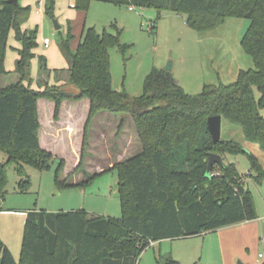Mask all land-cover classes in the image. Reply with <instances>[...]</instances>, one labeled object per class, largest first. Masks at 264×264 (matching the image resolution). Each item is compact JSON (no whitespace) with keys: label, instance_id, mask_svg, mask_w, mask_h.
I'll return each instance as SVG.
<instances>
[{"label":"trees","instance_id":"16d2710c","mask_svg":"<svg viewBox=\"0 0 264 264\" xmlns=\"http://www.w3.org/2000/svg\"><path fill=\"white\" fill-rule=\"evenodd\" d=\"M91 1L153 8L157 19L166 10L185 14L188 25L198 31L212 30L227 17L248 18L250 25L241 44L253 58L255 68L240 70L229 84H206L202 92L192 95L178 83L172 71L154 68L144 81V92L132 97L112 86L110 50L128 49L120 38V30L107 28L98 32L85 27L75 50L72 25L64 47L72 56L64 84L34 89L21 81L0 86V149L14 162L21 177L27 174L23 164L39 169L49 168L55 160L52 152L40 144V98L55 104V117L64 100L89 99L90 110L84 129L81 159L74 171L62 178L65 160L58 162L56 182L69 181L76 172L84 171L88 183L92 177L82 166L89 143V127L103 111L133 117L141 150L115 163L119 172L118 193L121 218L75 211L29 210L27 212L20 259L0 244V264H138L140 255L151 242L187 238L233 226L258 217L254 193L246 186L245 177L227 156L244 151V145L223 137L213 142L207 128L208 119L222 115L243 129L245 139L264 148V0H74L73 6L87 11ZM53 16L55 1L45 6ZM28 6L0 0V74L4 70L5 51L10 30H15L19 50L17 72L23 77L38 46L37 31L24 30L20 16ZM153 28V27H152ZM42 69L46 59L41 56ZM75 88L71 92L66 87ZM255 88L260 98L255 96ZM124 125L122 120L120 127ZM221 155L224 164H216L218 172L207 177L209 153ZM257 183L264 181V167L253 153H247ZM7 163H0V187L7 179ZM214 167V170L216 168ZM213 170V172H214ZM212 172V173H213ZM28 180L20 186L26 189ZM159 264H180L175 258H158ZM264 264V263H263Z\"/></svg>","mask_w":264,"mask_h":264},{"label":"rangeland","instance_id":"374dc122","mask_svg":"<svg viewBox=\"0 0 264 264\" xmlns=\"http://www.w3.org/2000/svg\"><path fill=\"white\" fill-rule=\"evenodd\" d=\"M51 1H19L20 5L29 7V12L24 13V15L27 13V17L21 14L23 16L19 18V20L22 18L20 24L24 30L37 31L39 44L33 51L35 57L23 77L16 70L20 60L19 50L22 49L23 43L16 40L15 30L13 28L10 30L4 56L6 74H0L1 87L17 83L22 78L25 84L37 90L43 85L49 86L60 80L67 81L66 73L72 65V56L64 47V40L69 35L70 25L75 37L71 41L72 50H75L78 37L85 25L95 27L98 32L105 28L115 31L113 28L115 25L121 31L120 38L129 47L125 53H122L119 47L110 50L112 86L117 91H126L132 97L144 92L145 78L154 68L166 70L168 64L178 83L192 95L202 92L206 84H229L237 79L240 70L255 68L253 58L241 44L244 33L250 25L248 18L227 17L223 24L212 30L198 31L188 25L185 14L179 15L174 11L166 10L157 19V11L153 8L132 7L131 9L126 5L103 1H91L89 9L83 12L73 6L74 0H54L55 12L53 16H49L46 14L45 6ZM38 9L42 11L40 14L37 13ZM54 20L61 25L60 29L56 28ZM44 38H49L51 43L45 45ZM41 56L46 59L44 69H42ZM57 68L62 70L57 71ZM74 89L72 84L66 87L68 92ZM255 96L260 98L257 88H255ZM48 101L54 103L44 97L39 100L43 143L45 138L43 132L52 128V121L59 127L62 124L72 126L71 137L61 131L60 133H63L59 139L55 141L53 138L52 149L59 153V156L50 162L49 168L39 169L30 163L23 164L27 174L24 179L20 176L16 164L8 163V154L0 149V163H7L6 185L0 187V244L11 251L16 261L20 259L26 214L29 210L44 209L57 213L84 209L94 215L121 218L123 212L118 193L119 172L109 164L117 163L124 141L128 143L124 152H139L138 142L141 147L133 117L128 114L117 115L109 111L100 112L97 117L95 116L96 119L94 117V123L92 121L90 124L89 143L82 160V166L89 174H99L82 185L76 184L87 180L84 171L74 174L69 181L71 184L75 183L72 186L57 183L56 171L60 159L65 158L62 178L68 177L80 161L77 160V155L82 154L87 111L83 106L76 108L77 110L74 108L78 114L70 117L67 113L70 109L68 107L63 109L64 100L55 117L54 110L46 104ZM72 105L76 107L78 104L72 103ZM261 113L264 115V107ZM122 120L125 126L120 127ZM121 129L125 130V134ZM221 130L224 139L236 140L245 145L244 151L248 149L247 152L227 156L225 162L233 161L237 164L238 171L248 179L252 192L260 202L264 196V181L262 184L256 183L249 177V174L253 176L255 172L247 153L256 155L264 167V148L246 140L243 129L226 118L222 121ZM217 172L216 166L212 176ZM22 180H28L30 183L26 189L20 186ZM209 235L211 236H207L206 240L203 233L187 238L155 242V245L142 252L138 264H159L160 256L162 259L175 258L180 264L219 262V257L208 251L209 239L213 234Z\"/></svg>","mask_w":264,"mask_h":264},{"label":"crops","instance_id":"0c3cea01","mask_svg":"<svg viewBox=\"0 0 264 264\" xmlns=\"http://www.w3.org/2000/svg\"><path fill=\"white\" fill-rule=\"evenodd\" d=\"M130 8L132 9V7H130ZM25 12L28 13L29 10L22 12L23 15ZM41 12L42 11L40 9L37 10L38 14H40ZM27 13L24 15V17H27ZM21 20H22V18L20 19V22H21ZM78 38H80V36ZM79 40L80 39L77 40V45H78ZM63 69L65 70V68H63ZM56 70L60 71V70H62V68H60V69L57 68ZM66 74L68 76V79H67V81H68L70 74H69V72H67ZM58 76H59V74H58ZM67 81L60 80V81H58V83H55V84H64ZM55 84H52V85H55ZM42 87H44V85ZM42 87H41V89H42ZM63 103H64L63 109L66 107H68L70 109L67 112L70 117L77 115L78 112H76L74 110V108L75 109L78 107L80 108L81 106H83L86 109L87 117H88V113L90 110V102H89L88 98L82 99V100H72V99L71 100H65ZM72 103H77L79 106L77 105L76 107H74L72 105ZM38 104H39V101H38ZM46 104H47V106H50L52 108V110H54V112H55L56 105L54 103H51L48 101V102H46ZM53 117H54V113H53L52 118ZM96 117H95V119H96ZM39 120H40V104H39ZM94 121H93V123H94ZM41 123H42V121H41ZM59 123H61V122L59 121ZM52 124H53V126L50 130H46V132L45 131L43 132V135H45L44 143L42 140L43 137L41 135L42 126H41V129L39 131V136H40L41 146L45 150L54 153V157L56 160L59 156V153H56L52 149V144L54 145L53 138H55V141H56L57 139L60 138V136L63 132L67 133L71 137L72 132H70L71 131L70 129H72V126H67L66 124H65L66 125L65 126L64 124H62V126L59 127L53 121H52ZM61 131H63V132L60 133ZM121 132L122 133L124 132V134H125V130L123 131L121 129ZM121 137H122V135H121ZM127 146H128L127 141H124L123 148L121 149L120 156H119L117 163L121 162L122 160L127 159L128 156H130L131 154L136 153V152H133V153L124 152V151H126L125 149L127 148ZM137 148H138L137 151H140L142 149L139 145V142H138ZM80 158H81V155L78 154L77 160H80ZM63 159H65V158H63ZM109 165L111 167L114 166L113 163H110ZM249 177H251L253 179V181H255L251 175ZM245 183H246V186L249 187L251 190V187L248 184V179L246 177H245ZM263 186H264V184H263ZM254 197H255L256 208L258 210V217L257 218L252 219L250 221H246V222L236 223L233 226L218 228V230H216V231H211V232L205 233V240H206L207 236H211L209 234H213L212 235L213 237H210V239H209L208 251L210 252V254H215L217 257H219V259H220L219 262H221V263L213 262L214 264H218V263L219 264H237L238 260L243 261V264H263L264 263V196H262V198L260 199V202H258L255 195H254Z\"/></svg>","mask_w":264,"mask_h":264},{"label":"water","instance_id":"95a60500","mask_svg":"<svg viewBox=\"0 0 264 264\" xmlns=\"http://www.w3.org/2000/svg\"><path fill=\"white\" fill-rule=\"evenodd\" d=\"M9 3H14V4H18L20 0H8ZM54 23L56 24V28L60 29L61 25L57 23L56 20H54ZM167 70L171 71V66L170 64H168L166 66ZM222 121H223V117L222 115H215L212 116L208 119V123H207V128L210 131L212 138H213V142H218L221 137H222ZM248 149H245V152H247ZM208 167H207V171H206V176L207 177H211L212 176V172L214 170V167L216 166V164H224L223 159L221 157L220 154L216 153H209L208 155ZM2 252V249L0 248V254ZM239 264H243L241 263V261H239Z\"/></svg>","mask_w":264,"mask_h":264},{"label":"built area","instance_id":"2783aa9c","mask_svg":"<svg viewBox=\"0 0 264 264\" xmlns=\"http://www.w3.org/2000/svg\"><path fill=\"white\" fill-rule=\"evenodd\" d=\"M45 45H49L51 43V40L49 38H44ZM155 245V243L151 242V246Z\"/></svg>","mask_w":264,"mask_h":264}]
</instances>
